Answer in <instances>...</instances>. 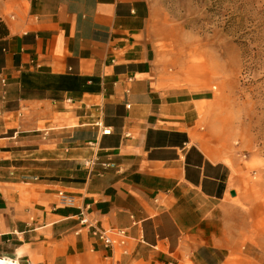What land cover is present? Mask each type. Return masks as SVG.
<instances>
[{
  "label": "crops",
  "instance_id": "crops-1",
  "mask_svg": "<svg viewBox=\"0 0 264 264\" xmlns=\"http://www.w3.org/2000/svg\"><path fill=\"white\" fill-rule=\"evenodd\" d=\"M158 12L159 0H0V258L264 264L228 118L174 61ZM84 207L99 230L128 231L127 256L80 226Z\"/></svg>",
  "mask_w": 264,
  "mask_h": 264
},
{
  "label": "rangeland",
  "instance_id": "rangeland-1",
  "mask_svg": "<svg viewBox=\"0 0 264 264\" xmlns=\"http://www.w3.org/2000/svg\"><path fill=\"white\" fill-rule=\"evenodd\" d=\"M158 15L174 61L181 54L194 87L209 89L227 116L255 219L264 226V0H159Z\"/></svg>",
  "mask_w": 264,
  "mask_h": 264
},
{
  "label": "built area",
  "instance_id": "built-area-1",
  "mask_svg": "<svg viewBox=\"0 0 264 264\" xmlns=\"http://www.w3.org/2000/svg\"><path fill=\"white\" fill-rule=\"evenodd\" d=\"M133 82V78L128 79V83ZM7 88H8V79L0 70V120L3 119L5 115V104L7 100ZM129 94V91H127ZM127 109H131L130 105H127ZM110 129H105L103 134L105 136L111 135ZM97 161H87L84 165L89 169H94L97 165ZM109 166V165H107ZM106 167V165H105ZM59 197V206L72 208L76 206V199L73 196L68 195L67 193L61 191L58 193ZM157 203L158 200H155ZM80 213L77 215V219L82 228L89 229L91 236L99 241L103 248L109 252L121 251L122 256L128 255V244L131 240V237L126 229H115L108 231H101L95 225L91 224L87 220L88 208L84 207L79 209Z\"/></svg>",
  "mask_w": 264,
  "mask_h": 264
},
{
  "label": "clouds",
  "instance_id": "clouds-1",
  "mask_svg": "<svg viewBox=\"0 0 264 264\" xmlns=\"http://www.w3.org/2000/svg\"><path fill=\"white\" fill-rule=\"evenodd\" d=\"M22 255H23V250L19 249L17 250V253H16L17 260L13 261L12 259L8 257H2L0 258V264H19V257H21Z\"/></svg>",
  "mask_w": 264,
  "mask_h": 264
},
{
  "label": "trees",
  "instance_id": "trees-1",
  "mask_svg": "<svg viewBox=\"0 0 264 264\" xmlns=\"http://www.w3.org/2000/svg\"><path fill=\"white\" fill-rule=\"evenodd\" d=\"M8 34H9V31L6 25L2 22L0 18V41L3 40L5 37H7Z\"/></svg>",
  "mask_w": 264,
  "mask_h": 264
},
{
  "label": "water",
  "instance_id": "water-1",
  "mask_svg": "<svg viewBox=\"0 0 264 264\" xmlns=\"http://www.w3.org/2000/svg\"><path fill=\"white\" fill-rule=\"evenodd\" d=\"M232 196L234 197L235 196V193H232Z\"/></svg>",
  "mask_w": 264,
  "mask_h": 264
}]
</instances>
